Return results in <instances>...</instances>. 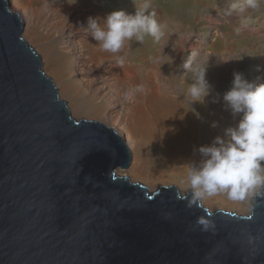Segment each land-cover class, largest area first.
<instances>
[{
	"label": "water",
	"instance_id": "obj_1",
	"mask_svg": "<svg viewBox=\"0 0 264 264\" xmlns=\"http://www.w3.org/2000/svg\"><path fill=\"white\" fill-rule=\"evenodd\" d=\"M23 31L0 0V264H264V195L211 213L118 175L124 140L72 116Z\"/></svg>",
	"mask_w": 264,
	"mask_h": 264
},
{
	"label": "rangeland",
	"instance_id": "obj_2",
	"mask_svg": "<svg viewBox=\"0 0 264 264\" xmlns=\"http://www.w3.org/2000/svg\"><path fill=\"white\" fill-rule=\"evenodd\" d=\"M7 1L14 5L13 11L24 21L26 30L23 39L42 58L43 71L54 81L60 98L67 103L72 116L76 120L103 123L124 136L127 118L131 115L137 96H144L145 93V89L133 83L132 79L141 72V64L143 71L140 75L144 76V80L146 81L147 75L150 74L153 78L150 81L157 86H171L172 101L182 100L184 108L191 111L188 113L198 118L201 124L202 113L209 118L214 111H219L223 130L234 121L236 124L239 119L238 116H233L223 100L224 93L232 88L233 74L238 72L249 82H264V0H257L256 9L249 8L247 0ZM145 4L148 5L149 12H155L158 23L165 26L162 29V37L159 41L151 36H146L143 42H137L134 38L126 41L122 48L126 54L123 64L118 63L120 56L103 57L100 63L106 64L107 74L106 78L102 79L104 69L100 71L98 64L90 63L86 57H81L77 50V42L83 37L86 38L87 47L94 48L90 30L83 27L86 26L87 18H99V13L117 10L134 13L136 8ZM52 5H55V10ZM65 8H68L72 21L59 24L56 15L59 11L65 12ZM72 23L80 27V34L75 35L77 32H72ZM31 24L38 28L41 34L39 39L30 38L27 34V28ZM237 27L241 28L239 33L235 31ZM62 34H66L65 38ZM49 44H55L59 52L68 54L75 62L78 72L77 86L86 91V97L92 95L96 99L88 104V109L77 106L72 95H65L61 84L48 69L45 55L40 48ZM193 52L197 53L195 61L206 65L205 78L212 86L210 95L204 100L201 98V102H196L200 105V112L195 102H191L193 98L186 95L191 76L182 68L183 61ZM128 88L140 89L134 92L135 98L132 96L129 102L122 98V93H126ZM128 172H119V175L128 177L133 183L146 186L151 193L158 191L160 186H176L184 195L188 191L182 189L187 188L186 184L172 179L159 180L158 183L155 181L154 183L158 184V188H155L153 182L136 179ZM254 198L255 196L251 201H242L240 207H228L225 201H217L215 205L203 201L202 204L211 212L225 211L248 216Z\"/></svg>",
	"mask_w": 264,
	"mask_h": 264
},
{
	"label": "clouds",
	"instance_id": "obj_3",
	"mask_svg": "<svg viewBox=\"0 0 264 264\" xmlns=\"http://www.w3.org/2000/svg\"><path fill=\"white\" fill-rule=\"evenodd\" d=\"M247 6L256 9L257 0H247ZM100 20L88 17L83 27L90 30L101 50L113 54L133 38L143 42L146 36H151L159 41L165 27L158 23L154 11H148L147 4L136 8L134 13L113 11L103 18V24ZM235 31L239 33L241 28ZM196 55L190 53L182 63V68L191 76L186 88V95L193 98L191 102L204 100L212 87L205 78L206 65L197 63ZM118 63H124L123 56L118 58ZM138 90L129 89L122 98L128 101ZM223 100L239 119L235 126L224 128L223 134L214 137L210 144L197 149L202 157L198 164H186L184 183L190 192V206L218 194L229 201H251L254 196L264 195V82H249L236 72L232 88L224 93ZM198 223L205 229L211 225V221L203 218Z\"/></svg>",
	"mask_w": 264,
	"mask_h": 264
},
{
	"label": "bare ground",
	"instance_id": "obj_4",
	"mask_svg": "<svg viewBox=\"0 0 264 264\" xmlns=\"http://www.w3.org/2000/svg\"><path fill=\"white\" fill-rule=\"evenodd\" d=\"M52 7L53 10L56 9L55 5H52ZM108 14L109 13H99L98 16L99 19H101V24L104 23L103 18ZM56 17L59 20V24H67L72 21L68 8H65V12L59 11ZM70 28L72 32H77L75 35L80 34V27L77 24L72 23ZM25 30L26 27L24 25V31ZM27 34L30 38L34 39H39L41 37L38 28L32 24L27 28ZM61 36L64 37L66 34H62ZM85 41L86 38L83 37L77 42L78 53L81 57H86L90 63L98 64L100 71L104 69L102 71L103 73L101 72L102 79L106 78L107 74L106 64L100 63L103 61V57L123 56L124 59L126 58L125 51L122 49L115 54L103 51L95 40L91 42L94 48L89 49ZM41 50L45 55L48 69L55 75L56 79L61 84L64 94L72 95L77 106H81L84 110L88 109V104L90 105V103L96 99L94 98L95 96L92 95L86 97V91L77 86L78 72L75 62L72 61L68 54L59 52L55 44L42 46V49L40 48V51ZM142 67L141 64L139 66L140 73L143 71ZM140 73L132 79L133 83L145 89L144 96H137L138 98L136 99V104H134L135 106L133 108L131 106V115L129 118L126 116V135L124 136L122 133L118 132L130 152L128 174L136 179L153 182L152 185H154L155 188H158V184H156L158 183L157 181L166 179H172L185 184L186 164H198L202 159L197 149L202 145L210 144L214 137L223 133L220 113L219 111H214L209 118L205 117V113H202L201 117L203 118V123L201 124L198 118L188 113L191 111H187L184 108V102L182 100L172 101L171 86L164 85L163 87H159L150 81L153 79L152 75L148 74L145 81L144 76L140 75ZM195 105L199 111V103L195 102ZM234 122L231 126H235ZM214 123L216 124L215 127H213ZM155 181L156 183H154ZM161 187L164 186H160L158 190ZM178 190L180 191V189ZM180 193L185 196L181 191ZM188 193L189 190L185 194L187 195ZM217 201H225L228 207H240L242 204V201H229L223 195H217L204 200L205 203L210 205H215ZM200 204L206 209L202 202ZM206 210L209 211L208 209Z\"/></svg>",
	"mask_w": 264,
	"mask_h": 264
}]
</instances>
